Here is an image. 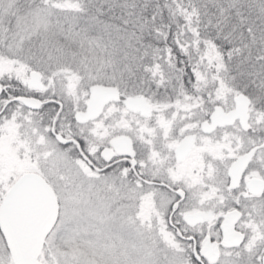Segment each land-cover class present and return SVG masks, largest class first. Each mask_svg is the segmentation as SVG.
Instances as JSON below:
<instances>
[{"label":"snow or ice","instance_id":"snow-or-ice-1","mask_svg":"<svg viewBox=\"0 0 264 264\" xmlns=\"http://www.w3.org/2000/svg\"><path fill=\"white\" fill-rule=\"evenodd\" d=\"M0 264H264V0H0Z\"/></svg>","mask_w":264,"mask_h":264}]
</instances>
